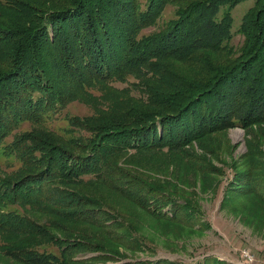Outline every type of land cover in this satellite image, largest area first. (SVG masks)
<instances>
[{"label":"trees","instance_id":"obj_1","mask_svg":"<svg viewBox=\"0 0 264 264\" xmlns=\"http://www.w3.org/2000/svg\"><path fill=\"white\" fill-rule=\"evenodd\" d=\"M240 2L0 0V151L19 162L0 176L5 259L189 264L151 258L148 240L204 233L193 187L216 193L226 167L220 209L264 227V0L244 11L235 49L231 12ZM171 3L174 17L143 33ZM74 101L89 115L65 113L61 132L47 125ZM233 126L249 146L228 161ZM78 222L90 239L71 248L46 229ZM86 252L96 255L78 256ZM193 264L231 263L209 255Z\"/></svg>","mask_w":264,"mask_h":264},{"label":"rangeland","instance_id":"obj_2","mask_svg":"<svg viewBox=\"0 0 264 264\" xmlns=\"http://www.w3.org/2000/svg\"><path fill=\"white\" fill-rule=\"evenodd\" d=\"M253 0H243L237 4L231 14L233 16L232 23V35L229 43L238 49L242 44V35L238 32V25L241 21L244 11L250 7ZM176 5L171 3L166 5L161 13V17L158 19L157 24L144 28L143 33H151L158 28L162 27L164 22L171 19L176 9ZM132 80V77L129 81ZM115 87H128V83L117 82L113 84ZM99 94L97 90H91ZM133 94L139 93L133 90ZM91 108L78 101L69 103L66 109L60 111L57 114L51 116L48 119L47 125L52 129L61 132L62 127H66L68 122L64 117V114L85 116L89 115ZM31 127L28 123H23L20 129L22 131L29 130ZM16 133V132H15ZM13 136L6 138V142L11 141ZM228 144L232 146L229 153H227V160L239 159V156L245 154L248 150V143L245 141V131L239 126H233L227 130ZM195 149L198 152L201 150L196 144ZM261 149L264 150V144H261ZM211 158L210 155H207ZM231 160V161H232ZM230 161V162H231ZM213 162H217L213 159ZM19 168V162L13 156H5L0 151V176L5 177L12 175L15 170ZM225 175L222 176L221 184L219 185L216 193L209 191L207 194L200 193L199 183L193 187L198 195L196 201L201 207V216L204 222L209 224L208 229H204V233L191 232L179 234L180 238H176L173 235L162 237L153 233V240H148L153 244V256L151 258H169L176 260H183L189 264H193L196 260L202 257L213 255L218 259L226 260L231 264H237L240 257L243 256L254 258L255 264H263L264 261V227L258 228L254 224H246L243 219H240L239 215H235L230 212L228 207L220 209L221 197L224 190V185L231 177L232 172L226 167ZM46 229L49 235H55L58 239L55 243L68 248H71L72 243H77L79 240L90 239L89 230L85 227V224L78 222L74 229L69 232H61L56 227H47ZM66 234H70L67 236ZM66 236V237H65ZM61 241V242H60ZM40 243H47V239L40 238ZM48 244H52L51 240H48ZM53 248L48 246L47 249ZM96 255V252H86L79 254L81 258H89ZM77 257V258H79ZM6 257L0 252V264H5L2 259L6 260V264H17ZM150 258V259H151ZM75 260L76 257H73ZM94 264H118L110 260L106 262H94Z\"/></svg>","mask_w":264,"mask_h":264},{"label":"built area","instance_id":"obj_3","mask_svg":"<svg viewBox=\"0 0 264 264\" xmlns=\"http://www.w3.org/2000/svg\"><path fill=\"white\" fill-rule=\"evenodd\" d=\"M254 262H255L254 258L243 256V258L240 257L237 264H255ZM263 264H264V261H263Z\"/></svg>","mask_w":264,"mask_h":264},{"label":"crops","instance_id":"obj_4","mask_svg":"<svg viewBox=\"0 0 264 264\" xmlns=\"http://www.w3.org/2000/svg\"><path fill=\"white\" fill-rule=\"evenodd\" d=\"M264 250V249H263ZM263 254H264V251H263Z\"/></svg>","mask_w":264,"mask_h":264}]
</instances>
